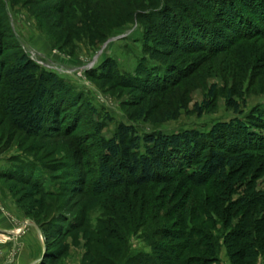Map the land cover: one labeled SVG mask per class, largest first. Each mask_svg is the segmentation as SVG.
Segmentation results:
<instances>
[{
  "label": "rangeland",
  "instance_id": "obj_1",
  "mask_svg": "<svg viewBox=\"0 0 264 264\" xmlns=\"http://www.w3.org/2000/svg\"><path fill=\"white\" fill-rule=\"evenodd\" d=\"M225 1L257 14L250 0ZM217 4L0 0V185L16 208L41 226L44 254L38 264H109V259L110 264H167V248L154 246L173 243L156 230L180 231L181 216L191 210L194 197L205 200L208 187L192 186L169 167L168 179L160 183L104 194L88 188L97 177L102 140L114 137L121 124L134 129L133 137L208 132L219 122L235 117L248 122L250 113L264 111V35L236 36L216 15ZM215 40L224 41L225 48L215 53L196 48H210ZM21 54L56 80L48 86L46 130L34 137L16 129L3 110L4 75ZM230 96L241 113L228 104ZM263 179L264 174L257 184L263 186ZM221 229L219 220L213 231L220 258L231 264ZM5 239L0 236V244ZM2 253L0 248V259Z\"/></svg>",
  "mask_w": 264,
  "mask_h": 264
},
{
  "label": "trees",
  "instance_id": "obj_2",
  "mask_svg": "<svg viewBox=\"0 0 264 264\" xmlns=\"http://www.w3.org/2000/svg\"><path fill=\"white\" fill-rule=\"evenodd\" d=\"M214 1L218 3L216 15L225 19L236 36L264 35V0H250L257 14L243 11L233 1L211 0ZM224 43L215 40L210 48L203 44L196 48L215 53L225 48ZM4 76L8 94L2 101L3 110L16 129L27 136L40 135L46 130V102L51 95L48 86L56 82L55 78L49 80L48 76L52 75L41 71L27 54L17 55L15 64ZM214 93L215 85L210 89V96ZM228 104L235 112H242L233 97H229ZM247 119L248 122L235 117L219 122L208 132L187 129L176 133H147L143 137H133L134 129L121 124L114 137L102 140L97 177L88 190L104 194L116 187L160 183L168 179L165 172L172 167L170 171L175 176L181 175L185 182L197 188L206 186L211 193L204 201L194 197L189 211L186 209L188 197L183 201L180 209L188 212L181 216L180 231L173 232L168 227L156 230V235L173 243L154 246V249L167 248L172 254L168 258L169 254L165 253L166 263L223 264L221 245L213 231L220 220L224 230H219V237L224 238L231 264H258V258H264V179L263 186L257 184L264 174V111H253ZM57 126L55 130L60 128ZM177 240L180 242L176 243ZM144 256L147 258V254ZM139 264L146 263L139 261Z\"/></svg>",
  "mask_w": 264,
  "mask_h": 264
},
{
  "label": "crops",
  "instance_id": "obj_3",
  "mask_svg": "<svg viewBox=\"0 0 264 264\" xmlns=\"http://www.w3.org/2000/svg\"><path fill=\"white\" fill-rule=\"evenodd\" d=\"M38 224L19 211L10 194L0 185V264H38L44 254Z\"/></svg>",
  "mask_w": 264,
  "mask_h": 264
},
{
  "label": "built area",
  "instance_id": "obj_4",
  "mask_svg": "<svg viewBox=\"0 0 264 264\" xmlns=\"http://www.w3.org/2000/svg\"><path fill=\"white\" fill-rule=\"evenodd\" d=\"M42 241H43V239H42Z\"/></svg>",
  "mask_w": 264,
  "mask_h": 264
}]
</instances>
